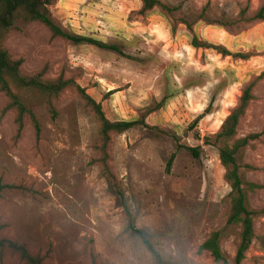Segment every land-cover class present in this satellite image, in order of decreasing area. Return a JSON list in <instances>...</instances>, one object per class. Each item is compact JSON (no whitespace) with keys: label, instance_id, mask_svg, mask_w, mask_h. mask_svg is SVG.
<instances>
[{"label":"rangeland","instance_id":"374dc122","mask_svg":"<svg viewBox=\"0 0 264 264\" xmlns=\"http://www.w3.org/2000/svg\"><path fill=\"white\" fill-rule=\"evenodd\" d=\"M158 1L170 12L156 7L141 15L140 0H57L48 8L64 31L120 53L51 39L36 22L18 21L1 43L22 59L23 76L63 74L109 121L144 116L147 125L110 134L107 177L99 123L74 91L46 96L12 88L40 123L38 141L28 115L15 138L16 115L1 116L0 93V182L17 187L0 191V239L24 244L44 264H216L197 254L215 231L233 264L241 229L226 224L230 188L218 156L224 143L215 137L252 82L254 100L227 145L264 130V22L253 18L264 0ZM192 35L247 59L193 51ZM186 147L200 149L198 159ZM237 156L244 182L261 186L247 193L257 214L241 264H264V135ZM0 264L24 263L4 251Z\"/></svg>","mask_w":264,"mask_h":264},{"label":"trees","instance_id":"16d2710c","mask_svg":"<svg viewBox=\"0 0 264 264\" xmlns=\"http://www.w3.org/2000/svg\"><path fill=\"white\" fill-rule=\"evenodd\" d=\"M57 0H0V93L6 98V104L1 110V116L8 112H14L15 138L19 139L24 129V119L28 115L30 117L31 126L34 131L35 139L38 141L41 135L40 123L35 119L31 112L27 109L26 103L13 92V87L20 90H32L46 96H58L67 90L74 91L77 96L83 101L85 106L93 113L99 123L100 147L102 153L103 172L108 177H112L108 170L105 160L107 158V145L112 133H124L134 127H147L144 122L145 117L136 121H109L101 108V105L93 100L86 90L80 87L74 79L65 78L60 74L53 80H45L43 78L44 71L32 76H23L20 73V68L23 63L22 59H12L8 52L3 49L2 41L5 36L15 28L18 21L23 23H39L44 26L50 33L51 39H62L71 42L75 45L89 44L100 49L120 53L116 45L102 43L90 38L68 33L60 27L53 19L49 12V7ZM141 10L139 14L149 13L154 8L165 9L170 12L158 0H140ZM255 20L264 22V3L256 11ZM186 29L192 33L191 26L186 22H181ZM190 46L193 49L214 50L222 57H231L238 59H247L246 55L240 53H231L221 46H214L205 42H201L195 35H192ZM254 82L248 84L241 92L237 106L232 109L229 115L223 121L219 133L216 135V141L224 143V146L218 148L219 161L225 170L224 180L230 188L228 195L229 212L226 219L228 226L240 227V241L236 249L233 259V264H241L245 259V254L248 251L254 239L253 218L256 212L252 211L247 206V193L261 189L260 185L253 183H245L239 173L238 156L241 149L246 147L250 141L256 140L259 136L264 135V130L261 134L248 135L245 138L236 140L232 146L227 145V141L236 135L240 120L244 117L245 112L254 100L253 96ZM164 100L160 103L163 104ZM161 107L157 105L156 108ZM211 104L204 110L203 114L197 117L192 126L196 125L204 115L210 113ZM150 111L148 114L152 113ZM51 115L54 117L55 112L51 110ZM176 141V139L174 138ZM177 148L180 145L177 143ZM194 158L198 159V148H185ZM175 154L173 153L168 162L166 171L169 172L174 161ZM17 187L14 185H3L0 182V191L9 189L13 190ZM139 235L142 234L137 231ZM221 234L219 231L212 232L205 241L200 244L197 254H209L211 259L216 264H230L226 256L223 254L220 247ZM146 242V241H145ZM8 251L24 264H44L45 257L31 254L24 244L17 243L7 239H0V263L2 262L3 252ZM94 264V263H93Z\"/></svg>","mask_w":264,"mask_h":264},{"label":"crops","instance_id":"0c3cea01","mask_svg":"<svg viewBox=\"0 0 264 264\" xmlns=\"http://www.w3.org/2000/svg\"><path fill=\"white\" fill-rule=\"evenodd\" d=\"M191 50L195 51V49L190 48Z\"/></svg>","mask_w":264,"mask_h":264}]
</instances>
